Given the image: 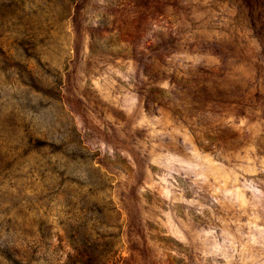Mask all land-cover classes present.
<instances>
[{"label": "rangeland", "instance_id": "rangeland-1", "mask_svg": "<svg viewBox=\"0 0 264 264\" xmlns=\"http://www.w3.org/2000/svg\"><path fill=\"white\" fill-rule=\"evenodd\" d=\"M110 1L0 0V264H264V0Z\"/></svg>", "mask_w": 264, "mask_h": 264}, {"label": "trees", "instance_id": "trees-1", "mask_svg": "<svg viewBox=\"0 0 264 264\" xmlns=\"http://www.w3.org/2000/svg\"><path fill=\"white\" fill-rule=\"evenodd\" d=\"M130 1H133V0H111L110 3H113V4H115V5H123V4H125V3L130 2ZM104 17H105V15H104ZM105 22H106V24H107V20H106V21H103L102 19L100 20V23H101L102 25H104Z\"/></svg>", "mask_w": 264, "mask_h": 264}]
</instances>
